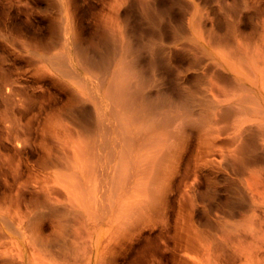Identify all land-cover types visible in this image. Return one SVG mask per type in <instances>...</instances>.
I'll use <instances>...</instances> for the list:
<instances>
[{"label":"bare ground","instance_id":"bare-ground-1","mask_svg":"<svg viewBox=\"0 0 264 264\" xmlns=\"http://www.w3.org/2000/svg\"><path fill=\"white\" fill-rule=\"evenodd\" d=\"M61 1L63 41L49 62L69 89L58 108L64 119L60 116L46 130L41 127L43 143L35 146L33 140V149L15 138V150H35L41 159L27 160L24 180L39 195L25 220L20 216L17 222L0 213L8 226L2 236L19 244L23 254L18 259L10 250L2 256L16 264H114V255L138 244L146 227L160 233L165 229L166 222L159 218L165 215L170 195L179 192L190 201L194 180L222 177L229 182L226 199L217 202L222 211L231 219L245 211L231 223L238 230L237 243L228 240L237 244L235 262L264 264V17L256 23L258 37L251 41L245 36L232 50L225 51L221 37L205 25L199 24L191 37L202 48L208 68L215 70L216 82L230 79L239 91L220 100L215 82L199 96L191 89V69L183 65L186 54L175 46L182 25L176 24L172 6L151 0L143 9V0H121L129 5L121 14L120 42L112 27L102 30L94 42L77 26L68 0ZM261 2L257 0L256 14H264ZM237 24L233 31H239V38ZM192 60L193 65L201 62L199 56ZM194 125L200 127L195 135L187 129ZM172 127L177 128L175 134ZM167 129L172 137L183 133L166 145L160 134ZM150 162L155 169L145 200L140 190ZM84 190L86 198L81 200ZM210 200L216 202V197ZM132 202L138 211L129 214L126 209ZM11 204L22 213L18 199ZM58 209L81 224L62 258L50 252L44 233L46 221L51 223L47 215ZM148 210L151 218L145 220L143 211ZM181 210V237L188 241L191 210L184 205Z\"/></svg>","mask_w":264,"mask_h":264},{"label":"rangeland","instance_id":"rangeland-1","mask_svg":"<svg viewBox=\"0 0 264 264\" xmlns=\"http://www.w3.org/2000/svg\"><path fill=\"white\" fill-rule=\"evenodd\" d=\"M150 1H142L143 9L147 7ZM158 1L163 7L172 6L176 24L182 25L180 26L182 32L175 39L177 43L175 46L180 53L186 54L187 59L183 65L187 64L186 66L191 69L189 85L198 96L205 91L211 82L218 84L215 70L208 68V59L205 57L202 48L191 40V37L198 31V25H205L206 28L212 29L216 36L221 37L223 48L228 51L232 50L239 40L242 42L241 40L245 36L251 41L255 40L259 32L256 23L264 17L262 12L260 14L255 12L256 7L259 6L257 0ZM61 2V0H0V207H2L0 213L3 212L7 217H12L16 221L20 219V216L23 217L22 220H25V214L29 215L32 209L31 205L39 195L31 182L26 184L27 182L24 181L26 180L25 166L27 162L40 163L41 161L39 155L35 154L37 151L29 149H33L41 142L42 139L39 137L42 138L43 128L46 130V126L58 122L60 116L64 119L58 108L66 101L69 89L67 87L68 90L65 89L60 83L61 76L49 62V57L60 51L63 41ZM260 4L264 7L263 2ZM128 5V1L122 3L121 0H68V6L77 26L85 31L84 36L87 40L94 42L99 41V33L108 27H112L117 43L120 42V34L118 33L120 31L118 30L122 20L121 14ZM130 18L128 15L126 20L129 21ZM235 24L238 25L242 33L239 35V38L242 36L240 39L237 36L239 31H233ZM94 33L98 35L94 36ZM193 56L201 58L200 64H192ZM205 64L206 70L203 71L202 67ZM220 81L218 99L232 98L239 92L232 85L230 79ZM177 123L178 121H174L175 126ZM176 129V127L170 128L173 134L176 133ZM187 129L189 131L191 129L194 135L200 131V127L197 125ZM187 129L186 131H188ZM35 133L39 134L36 135ZM173 134H170L168 129L162 130L160 138L167 145L172 139L181 135L172 137ZM15 138H20L27 144V147L28 145L31 147L18 152L13 146ZM33 140L36 142L35 146ZM45 142L49 144L51 140L48 138ZM154 169L153 162L144 167L145 173L140 192L145 200L147 192L152 187L150 176ZM161 169L163 166L160 167ZM22 171L25 173L22 174ZM18 178L20 179L18 180ZM228 184L229 182L222 177L212 181L197 179L192 182L194 192L190 201L188 198L181 197L179 192L170 195L168 208L164 211L165 215H160L159 218L166 222L165 229L161 230L160 233L156 228L146 227L144 237L138 244H134L136 246L132 245L131 251L122 252L123 255L120 252L121 257L119 254V257L114 255L116 258L114 264L118 262V264H148L149 261H152L150 264H224L229 259L228 264H238L235 262L237 259L233 252L237 247L236 231L238 232V230L235 229L236 231H234L231 223L232 221L236 223L243 213L245 214V211L242 212L241 210L240 213H236V216L238 214L240 217L237 216L238 220L235 215V219H231L233 217L230 218V216L228 219L222 211L220 203L217 202L226 199L228 193L225 189ZM85 193L86 190H84L83 195L80 194L81 200H85ZM211 197H216V202L210 200ZM15 199L19 201L18 208H22V211L19 208L22 215L16 212L18 210L16 208L17 200V205L13 204L12 207L11 203ZM134 202L137 203V199ZM136 203L133 205L132 202L133 206H127L130 207L126 209L127 213L132 214L138 211ZM10 204L11 206H9ZM183 205L191 210V231L188 241H184L185 236L184 238L181 237L184 235L180 224L183 216L181 214ZM14 208L17 210L15 211ZM143 212L145 220L151 218L150 214L152 213L149 210ZM89 213L93 216L91 212ZM47 218L51 223L46 221L44 233L50 239V252L62 258L63 255L70 252L68 247L74 244L73 235L81 226L80 221L73 219L63 209L50 212ZM175 223H178L180 227L174 226ZM229 223L228 227L231 226L232 229L227 227ZM7 227L0 218V264H16L9 258L2 256L3 253L10 250L16 253L18 259H22L23 255L19 244L10 242V238L6 235V237L2 236L1 233ZM227 229L229 231L231 229L235 233L230 235L232 232L227 233ZM224 235H230V237L227 236L229 239L226 237L225 240ZM159 237L163 238L159 239ZM232 239L233 242L235 239L236 246L232 244L233 242L228 241ZM224 247L225 253L223 252ZM228 249L231 251L230 253ZM124 256L127 257L124 258ZM117 259L119 260L117 261Z\"/></svg>","mask_w":264,"mask_h":264}]
</instances>
